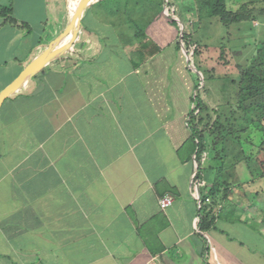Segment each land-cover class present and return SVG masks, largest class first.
Segmentation results:
<instances>
[{"label": "crops", "instance_id": "0c3cea01", "mask_svg": "<svg viewBox=\"0 0 264 264\" xmlns=\"http://www.w3.org/2000/svg\"><path fill=\"white\" fill-rule=\"evenodd\" d=\"M78 1L0 0V93ZM168 1L157 16L131 9L153 17L140 39L122 5L92 0L71 46L3 102L0 264H264V186L245 181L221 199L198 178V70L168 19L186 18L180 0Z\"/></svg>", "mask_w": 264, "mask_h": 264}, {"label": "rangeland", "instance_id": "374dc122", "mask_svg": "<svg viewBox=\"0 0 264 264\" xmlns=\"http://www.w3.org/2000/svg\"><path fill=\"white\" fill-rule=\"evenodd\" d=\"M248 1L226 0L227 9L237 11L244 5L250 9L253 5ZM178 6L186 18L177 13V21L173 9L170 14L179 36L184 32L192 42L189 47L180 42L186 50L188 67L198 70L197 75L188 71L196 77L192 95L197 99L193 103L200 101L210 115L211 127L204 131L200 166L211 168L209 181L220 183L216 189L221 199L225 188L228 192L245 181L259 191L264 186V94L240 102L238 82L250 67L262 62L264 10L259 12V7L263 4L253 6L255 18L228 29L216 18H200L194 0H180Z\"/></svg>", "mask_w": 264, "mask_h": 264}, {"label": "trees", "instance_id": "16d2710c", "mask_svg": "<svg viewBox=\"0 0 264 264\" xmlns=\"http://www.w3.org/2000/svg\"><path fill=\"white\" fill-rule=\"evenodd\" d=\"M194 2L196 3L200 18H216L218 19L219 23L222 24L226 29H228V27L233 24L255 18L253 17V12L255 10L253 6H260L261 4H263L262 7H259V12H262L264 10V0H249L248 3L250 5H253L250 9H246L247 5H244L237 11L228 10L226 0H194ZM143 3H146L149 6L150 13L151 10L154 9L155 16L161 13L164 6L168 7L170 5L168 0H113V4H117L119 6L122 5L124 7L126 20H128L130 24L139 27L136 36L140 39L145 37L144 30L150 24L151 20H153V17L152 15H150V17H147L145 15L144 17V13L146 14L147 9L146 7L145 9H143L142 6H140L139 11H137V15L139 16V18H134L133 16H131V9L134 8L137 4L142 5ZM11 12V7H4L1 9V14L5 18V21L14 24L15 20L10 17ZM168 19H170L171 22L175 24V20L173 19L171 14L168 15ZM180 34H182L180 41L185 42V46L188 45L189 47V45L192 43L190 38L186 36L184 32ZM238 84L240 102L264 94V55L262 56V62L253 67H250L249 70H247L241 76ZM192 98L193 103V101L197 99V96L194 95ZM194 103V107L189 113L188 120V126L190 130L189 143H191L192 153L195 155L194 160L198 163L199 166L198 178L205 182H211V186L213 188L212 193L214 195V191L219 192L216 188L220 183L216 182L215 184L214 181H209L211 178V168L204 170L200 166V157L204 150L205 142L204 131L205 128L208 129L211 127V125L208 123L210 115L207 113V108L202 107L200 101L196 104ZM204 112H206L205 115ZM225 186L227 187V185ZM225 189L226 190L224 193V198L227 197V188Z\"/></svg>", "mask_w": 264, "mask_h": 264}, {"label": "water", "instance_id": "95a60500", "mask_svg": "<svg viewBox=\"0 0 264 264\" xmlns=\"http://www.w3.org/2000/svg\"><path fill=\"white\" fill-rule=\"evenodd\" d=\"M92 0H79L77 2L76 8L72 14L71 22L68 27L61 33L57 38H55L49 46L33 61H31L15 78V80L9 84L1 93H0V108L3 102L15 91H17L23 83L31 79L38 72H40L49 61H51L56 56L60 55L66 51L73 41L75 40L80 25V20L83 11L90 4ZM70 37L66 45H62L63 41ZM182 35H180L181 39Z\"/></svg>", "mask_w": 264, "mask_h": 264}, {"label": "built area", "instance_id": "2783aa9c", "mask_svg": "<svg viewBox=\"0 0 264 264\" xmlns=\"http://www.w3.org/2000/svg\"><path fill=\"white\" fill-rule=\"evenodd\" d=\"M199 185H200V181L197 179L195 187L198 188ZM173 201H174V197L172 195H169V194L160 197L158 199L159 209L162 210V211L166 210L169 206L172 205ZM197 201H198V205H199V208H200L202 203H203V200H202V198L197 196ZM204 202H208V199H205Z\"/></svg>", "mask_w": 264, "mask_h": 264}, {"label": "bare ground", "instance_id": "6f19581e", "mask_svg": "<svg viewBox=\"0 0 264 264\" xmlns=\"http://www.w3.org/2000/svg\"><path fill=\"white\" fill-rule=\"evenodd\" d=\"M72 8H73V11H74L76 7H75V6H73Z\"/></svg>", "mask_w": 264, "mask_h": 264}]
</instances>
